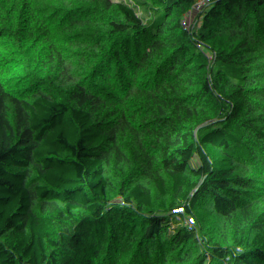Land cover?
<instances>
[{"label": "trees", "instance_id": "obj_1", "mask_svg": "<svg viewBox=\"0 0 264 264\" xmlns=\"http://www.w3.org/2000/svg\"><path fill=\"white\" fill-rule=\"evenodd\" d=\"M0 264H264V0H0Z\"/></svg>", "mask_w": 264, "mask_h": 264}, {"label": "rangeland", "instance_id": "obj_2", "mask_svg": "<svg viewBox=\"0 0 264 264\" xmlns=\"http://www.w3.org/2000/svg\"><path fill=\"white\" fill-rule=\"evenodd\" d=\"M107 90L110 93H119L124 95H135L145 89L143 88H132L129 84H113L108 83L106 85ZM57 103L59 105L65 106L71 109L75 116L65 114L62 118L61 125L68 132L78 131L79 133H88L87 127L92 130L96 129V120L91 117L87 110V97L70 90L69 88H64L57 93ZM90 143L93 148L100 150L102 144L97 139H90Z\"/></svg>", "mask_w": 264, "mask_h": 264}, {"label": "built area", "instance_id": "obj_3", "mask_svg": "<svg viewBox=\"0 0 264 264\" xmlns=\"http://www.w3.org/2000/svg\"><path fill=\"white\" fill-rule=\"evenodd\" d=\"M188 118V114L186 112H182V111H177L175 110L171 117H169L168 119L162 121L153 131V133L151 134V136L148 138V144H153L156 143L158 141V139L162 138L166 132L173 128L177 123L185 120ZM145 146L140 149L139 153H138V157L139 158H143V156L141 154H143V150H144Z\"/></svg>", "mask_w": 264, "mask_h": 264}]
</instances>
